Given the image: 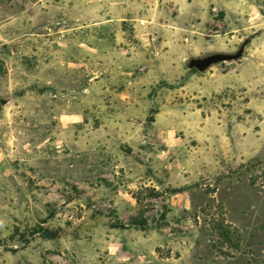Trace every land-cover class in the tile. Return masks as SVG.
<instances>
[{"label": "rangeland", "instance_id": "374dc122", "mask_svg": "<svg viewBox=\"0 0 264 264\" xmlns=\"http://www.w3.org/2000/svg\"><path fill=\"white\" fill-rule=\"evenodd\" d=\"M80 1L0 0V264H264V0Z\"/></svg>", "mask_w": 264, "mask_h": 264}, {"label": "water", "instance_id": "95a60500", "mask_svg": "<svg viewBox=\"0 0 264 264\" xmlns=\"http://www.w3.org/2000/svg\"><path fill=\"white\" fill-rule=\"evenodd\" d=\"M250 39L244 41L239 49L233 54L215 53L204 55L201 57H190L185 65L189 71L195 70L200 74L208 73L212 68L225 63L238 62L242 59L245 48L250 43ZM9 104V100H0V105L5 107Z\"/></svg>", "mask_w": 264, "mask_h": 264}, {"label": "crops", "instance_id": "0c3cea01", "mask_svg": "<svg viewBox=\"0 0 264 264\" xmlns=\"http://www.w3.org/2000/svg\"><path fill=\"white\" fill-rule=\"evenodd\" d=\"M80 1V0H79ZM50 2V0L48 1V0H35V2H34V4H35V6H38V7H41V6H46L47 5V7H51V3H49ZM81 2V1H80ZM82 2H86V1H82ZM81 2V3H82ZM88 2V1H87ZM87 27H88V24H83V23H81L80 24V28H84V29H87ZM87 45V44H86Z\"/></svg>", "mask_w": 264, "mask_h": 264}, {"label": "trees", "instance_id": "16d2710c", "mask_svg": "<svg viewBox=\"0 0 264 264\" xmlns=\"http://www.w3.org/2000/svg\"><path fill=\"white\" fill-rule=\"evenodd\" d=\"M192 71H194V70H192Z\"/></svg>", "mask_w": 264, "mask_h": 264}]
</instances>
